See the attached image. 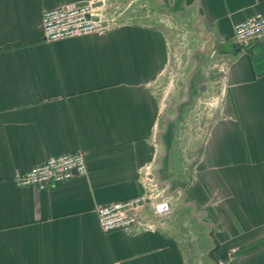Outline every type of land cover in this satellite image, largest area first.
I'll list each match as a JSON object with an SVG mask.
<instances>
[{
	"label": "crops",
	"instance_id": "obj_1",
	"mask_svg": "<svg viewBox=\"0 0 264 264\" xmlns=\"http://www.w3.org/2000/svg\"><path fill=\"white\" fill-rule=\"evenodd\" d=\"M97 2L108 31L45 40L43 11ZM256 14L264 0H0V264H264V40L241 50L232 36ZM176 28L198 42L189 84L207 57L225 69V110L198 147L176 144L195 138L177 117L153 132ZM75 151L84 177L11 181ZM150 164L173 212L103 233L96 208L141 193Z\"/></svg>",
	"mask_w": 264,
	"mask_h": 264
},
{
	"label": "built area",
	"instance_id": "obj_2",
	"mask_svg": "<svg viewBox=\"0 0 264 264\" xmlns=\"http://www.w3.org/2000/svg\"><path fill=\"white\" fill-rule=\"evenodd\" d=\"M40 24L47 42L103 33L112 27L107 15L91 3H67L47 9L40 17ZM232 36L241 50L264 40V15L256 14L238 22L234 26ZM84 160V153L81 151L51 156L29 168L16 170L11 176V181L18 187L42 190L48 186L65 183L73 177L86 176L88 170ZM156 170L157 166L150 164L142 171L141 193L96 208L97 227L103 233L133 232L150 228V221L144 218L146 212H150L152 220L166 218L173 212L174 206L169 198H166L168 189L160 185ZM216 264L228 263L218 261Z\"/></svg>",
	"mask_w": 264,
	"mask_h": 264
},
{
	"label": "rangeland",
	"instance_id": "obj_3",
	"mask_svg": "<svg viewBox=\"0 0 264 264\" xmlns=\"http://www.w3.org/2000/svg\"><path fill=\"white\" fill-rule=\"evenodd\" d=\"M173 39L174 43L169 44V51H167L168 62L156 84V92L164 105L153 132L155 137L158 133L160 136L162 131L170 129L172 119L177 117L174 131L179 135H194L195 138L181 137L176 144L198 147L199 140L196 135L208 134L209 129L222 117L225 110L227 98V89L224 84L225 69L224 67L221 69L222 65L216 64L213 58L207 57L208 62L201 63L202 65L198 63L203 72L189 84L188 77L193 67L189 51L198 46V42L194 37L187 38L177 28ZM199 87H202L203 91H199ZM186 101L189 105L181 108L180 105Z\"/></svg>",
	"mask_w": 264,
	"mask_h": 264
},
{
	"label": "water",
	"instance_id": "obj_4",
	"mask_svg": "<svg viewBox=\"0 0 264 264\" xmlns=\"http://www.w3.org/2000/svg\"><path fill=\"white\" fill-rule=\"evenodd\" d=\"M100 5H101L100 3H97V4H96V5H94V6L96 7V6H100Z\"/></svg>",
	"mask_w": 264,
	"mask_h": 264
}]
</instances>
